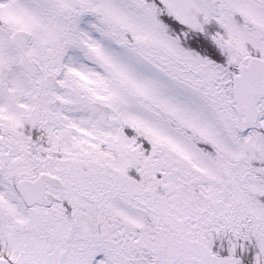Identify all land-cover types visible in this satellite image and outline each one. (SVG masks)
Instances as JSON below:
<instances>
[{
  "label": "snow or ice",
  "instance_id": "obj_1",
  "mask_svg": "<svg viewBox=\"0 0 264 264\" xmlns=\"http://www.w3.org/2000/svg\"><path fill=\"white\" fill-rule=\"evenodd\" d=\"M0 264H264V0H0Z\"/></svg>",
  "mask_w": 264,
  "mask_h": 264
}]
</instances>
